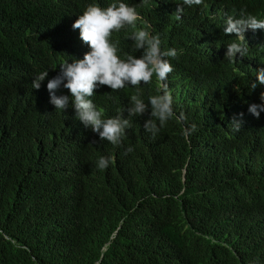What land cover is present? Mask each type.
Segmentation results:
<instances>
[{"label":"trees","instance_id":"obj_1","mask_svg":"<svg viewBox=\"0 0 264 264\" xmlns=\"http://www.w3.org/2000/svg\"><path fill=\"white\" fill-rule=\"evenodd\" d=\"M135 7L162 49L182 50L167 85L177 116L153 139L132 117L122 155L77 118L71 99L62 113L46 85L59 65L90 51L72 24L89 4ZM178 0H0V264H264V35H249L247 56L225 58L223 23L195 6L181 20ZM264 20V5L255 11ZM113 33L117 55L139 58L129 39ZM48 71L38 90L32 80ZM159 84L141 85L148 96ZM136 89L91 97L105 118L130 106ZM56 95L70 96L63 85ZM111 97V98H109ZM234 120L241 125L234 131ZM195 124L190 138L183 128ZM95 142V143H93ZM101 156H113L106 170Z\"/></svg>","mask_w":264,"mask_h":264},{"label":"clouds","instance_id":"obj_2","mask_svg":"<svg viewBox=\"0 0 264 264\" xmlns=\"http://www.w3.org/2000/svg\"><path fill=\"white\" fill-rule=\"evenodd\" d=\"M177 10L170 8V13H176L179 21L185 11L193 12L195 6H201L199 13L206 16L212 24L223 23L224 35L234 36L226 45L225 58L233 64L235 57L247 56L249 48L245 39L249 35H264V20L255 15V11L264 5V0H178ZM147 3L148 0H142ZM142 20L135 7L127 3H113L106 8L96 3L89 4L83 14L79 15L72 24L73 30H79V38L90 51L82 59L72 58L59 65V74L48 81L46 88L49 92L50 103L61 113L69 107L71 99L77 118L85 127L99 136L100 141H107L116 147H124L126 131L132 127V117H141L145 113L149 118L145 120L143 128L155 139L166 126L167 122L177 119L186 122V117L181 113L177 116L173 108V98L166 83L168 75L174 71L171 59H177L182 50L175 48L166 50L161 47L158 34H153L151 26L144 23L137 27ZM134 29L129 39L134 44V50L139 51V58L126 54L125 59L117 55L119 41L112 42L113 33L122 29ZM264 39H262L263 42ZM48 76V71L38 74L32 80V89L38 90L41 81ZM153 77L159 84L158 93L148 96L147 103L140 91L141 85L152 83ZM63 85L70 96L56 95V91ZM258 85L264 86V68L255 71V82H250L251 90ZM106 86L111 92H116L132 86L136 94L130 96V106L126 109L127 118H124V109L115 117L105 118L103 109L93 102L95 90ZM111 98V97H109ZM261 104H252L248 111L256 118L264 111V93L260 95ZM230 125L234 131H240V123L234 120ZM197 131V126L192 124L183 128L182 135L190 138ZM95 143V142H93ZM134 151L132 146L124 147L122 155ZM114 163L113 156L99 157L96 167L103 171Z\"/></svg>","mask_w":264,"mask_h":264}]
</instances>
